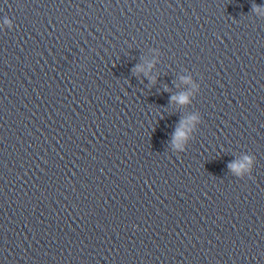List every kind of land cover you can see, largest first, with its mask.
<instances>
[{"label": "clouds", "instance_id": "clouds-1", "mask_svg": "<svg viewBox=\"0 0 264 264\" xmlns=\"http://www.w3.org/2000/svg\"><path fill=\"white\" fill-rule=\"evenodd\" d=\"M253 10L254 11H257V12L260 11V9H259L258 6H254ZM6 23H7V21H6ZM137 71H143V69L142 68H139V66H138ZM172 99L174 101L179 102L180 104H185L186 102H188V97L186 95H181L179 97H173ZM184 136H185V132L183 131V127L181 126V127L177 128V130H176V132L174 134V139L176 141H179ZM243 166L244 165H242V164L241 165H237V164L229 165L230 168H232V169H234L236 171H239V169L241 167H243Z\"/></svg>", "mask_w": 264, "mask_h": 264}]
</instances>
